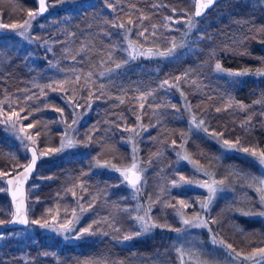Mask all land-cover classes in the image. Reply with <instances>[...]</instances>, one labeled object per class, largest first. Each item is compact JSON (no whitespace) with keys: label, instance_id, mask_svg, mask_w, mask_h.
I'll return each mask as SVG.
<instances>
[{"label":"trees","instance_id":"obj_1","mask_svg":"<svg viewBox=\"0 0 264 264\" xmlns=\"http://www.w3.org/2000/svg\"><path fill=\"white\" fill-rule=\"evenodd\" d=\"M106 2L112 5V10H105ZM191 7L192 0H95L70 13L68 20L60 21L59 13L53 16L59 26L48 29L46 34L50 35L51 30L54 32L52 50L58 54L65 52L67 58L75 57L71 62L64 58L66 61L61 63L67 62L72 76L77 73L81 77L75 82L82 95L77 101L84 105L92 89L97 101L90 105L86 121L79 125L80 131L75 137L77 149L67 154L50 153L37 160L26 184V206L31 220L48 219L54 212L65 217L79 196L80 203L87 208L81 226L92 225L101 237L60 243L58 238L46 233L15 234L28 224L23 227L5 225L11 204L4 178L0 180V186H3L0 187V221L4 222L0 224V233L4 234L0 243V264H181L178 252L182 242L175 230L157 227L134 236L127 244L119 243V236L138 231L130 218L129 188L106 169L95 168L92 162L129 163L130 148L121 142L122 130L117 131V124L124 121L128 126L134 125L128 108L130 104L136 106L135 94L148 88L156 89L157 97L147 96L143 104L141 114L150 127L145 134L148 140L140 142L139 153L142 159L151 154L156 158L160 155L155 166L157 169H168L173 154L167 149L159 152L155 146L161 147L170 140L178 143L180 135L187 131L185 122L176 117L180 116V110L185 112L175 97L180 94L187 106L203 117L205 127L210 131L220 133L230 141L239 140L247 147L264 149V75L247 76L240 83L228 82L222 76L205 75L207 80L198 88L181 81L179 91L172 88L175 96L169 100H165L163 91L156 86L163 79L175 80L189 72L190 75L202 70L209 73L213 61L229 70L254 73L257 69H264V0L216 2L201 17H195L199 25L210 18L207 28L201 29L204 51L193 52L176 61L147 55L127 58L119 32L113 31L112 23H127L131 27V37L139 43L142 37L137 33L142 29H147L146 34L152 25L160 24L173 10L189 11ZM36 8L37 0H0V21L19 23ZM154 42L158 39L154 38ZM116 64L122 67L115 68ZM104 67H114V72L100 76ZM153 67L155 71H147ZM42 70L39 60L33 65L28 64L22 53H13V50L0 61V94L17 96L12 104L3 103L0 107L4 112L10 111L9 105L17 112L24 109L20 115L22 118L28 116V119H23L22 123L24 126L34 123L32 132L40 133L35 144L38 151L58 149L62 135L61 129L55 125L56 113L49 115V109L68 111L60 98L52 90L48 92L42 82L43 79L57 78L56 74ZM70 74H65L62 81L70 80ZM88 81L93 85L88 86ZM42 89L47 94H43ZM29 96L33 99L28 100ZM218 107L221 108L219 112L216 111ZM116 115H120L117 121ZM89 136L92 138L90 142ZM186 139L188 154L197 159H203L204 155V160L212 162L213 172L227 177L229 187L234 189L236 181L244 179L248 181L243 186L247 196L251 197L256 191L254 178L260 179L263 175L257 162L235 151L220 152L215 142L198 133L190 132ZM14 145L11 136L0 128V171L12 174L21 168L18 166L29 161L27 149L24 153ZM176 196L175 192H170L168 199ZM225 219L229 223L231 242L246 247L257 243L252 239L264 240V217L231 212L225 215Z\"/></svg>","mask_w":264,"mask_h":264},{"label":"rangeland","instance_id":"obj_2","mask_svg":"<svg viewBox=\"0 0 264 264\" xmlns=\"http://www.w3.org/2000/svg\"><path fill=\"white\" fill-rule=\"evenodd\" d=\"M95 0H60L58 2H52L49 0H46V6L47 11L44 13L38 15L35 17V19H32L31 21V27L27 32V37L24 38L16 34V31L11 29H0V61L4 60L6 58L7 52L10 50H13V53H22L24 56V60L27 61L28 64L33 65V63L40 61L41 65H43L42 71H50L53 74H56L57 78L51 79H43L42 82H44V85L46 88H48V92L52 90V88L47 87L48 85H53V87H56L57 90L52 92L56 94L61 102L64 103V105L67 107L68 111L65 113L64 111L57 112L54 109H49V115L55 114V125L58 126L61 129V137L60 142L58 143L60 148L61 141L64 138L65 133L67 132V136L74 139L77 142V139L75 138L76 135L79 133V125L86 121L88 110L90 109V105H93L96 103V95H93V91L91 93V98H89V94L86 96V103L84 105H80L77 100L82 97L81 94H79L80 89L78 90L75 83V77L78 76L77 73H75L73 76L69 73V66L67 65V62L61 63V61H66L64 58L68 60V62H71L73 58L71 57H65V52H62V54H58L55 50H52L53 47V35L54 32L51 30L50 35H47V30L51 29L53 27H58L59 23L56 22L57 18L53 17L57 13L60 14V21L68 20V16L73 11L78 10L82 6H88L92 4ZM105 10L110 11L113 9L112 5L108 2L104 4ZM194 8H195V0H192V7L189 11H184L183 9L180 10H173L172 13L166 15L162 22L160 24H154L150 27L149 31L145 34L147 39L142 37V42H135V40L131 37V27L127 23H123L125 25V28H120L117 25L122 24L121 22L112 23L115 30L118 31L119 36L121 37V44L122 49L125 52L127 58L129 57V51L128 49V41L131 40L138 46L142 47L143 49L147 48H153L159 49L160 51H164L165 49L169 48L171 46V41L175 39V42L178 45H183V47H178L176 52L172 56L168 57H161L157 56L161 59H165L167 61H176L180 58L186 57L188 55H192L193 52L196 54L198 52L202 53L205 48H203V44L201 45V39L203 37V33L201 32V29H204L205 27L209 25L210 21H208L210 18H206L204 21L201 22L199 25L197 22V18L194 17ZM39 10V0H37V8L35 12ZM63 11V12H62ZM64 11H68L69 14L65 13ZM207 11V10H206ZM34 12V11H33ZM194 17V27H189L188 20L189 18ZM170 18V19H169ZM29 19L28 15L23 19V21L16 23L21 24L25 20ZM0 23H2L0 21ZM7 25H11L14 23H3ZM46 30V31H45ZM130 30V31H129ZM141 31H144L142 29ZM153 33H155L153 35ZM157 38L158 42L153 43V39ZM64 54V55H63ZM141 57V56H137ZM218 61L211 62V68L209 73L205 70L200 71L196 75H190V72L183 76H177L181 77V80L177 83L176 78L175 80L172 79H163L157 83L158 89H161L164 93V96L166 97L165 100H169L171 97L175 96V93L173 92L172 88L177 89L179 91V83L181 81L188 82L191 85H194V87L198 88L201 87L205 83L207 79L205 78V75H211V76H222L224 77L228 82H234V83H240L245 77L247 76H254L256 75L255 72L251 73L249 75L244 76H229L227 75V71H238L233 69H226L224 72H218L215 69V64ZM114 69V67H112ZM112 68L104 67L100 72V76L108 75L110 73H113L114 70ZM116 68V67H115ZM147 71H155V67L153 68H147ZM71 72V71H70ZM193 73V72H192ZM65 74H70L71 79L69 81H73V83L66 84L64 87L66 90H60L56 82H60L63 80V77ZM210 77V76H209ZM167 80L169 81V85H176V86H169L164 85L161 86L163 82ZM89 82V81H88ZM227 82V83H228ZM93 83L89 82L88 86H92ZM145 90V89H144ZM136 93L134 98L138 101L136 106H132L130 104L129 113L133 117L135 123L132 126L126 125L124 121L118 122L117 124V131L122 130V136H121V142L125 144L130 149V160L128 164L125 165H116L108 161H99V165L97 164V161L92 162L95 168H103L106 169L110 174L117 177L118 181L125 182L123 179V176L120 172L115 171L113 166L115 168L124 169L130 166L133 160V156L135 155L137 163L141 169H143L142 172V180L137 185L136 189L132 188L129 184L128 185V192L129 197L132 201V204L130 205V218L132 219V223L135 227L138 228V231H140V226L138 222L133 219L136 215H143L144 210L147 209L150 204V197L153 200H156L159 198V203H156L151 206V213L150 215L152 218L161 225L167 224L169 227H159L161 230L172 229L173 231H177L178 237L180 239V242L183 244V248H181L180 243V249H179V261L182 264H196V261L199 260L201 264H252L251 261L243 260V255L249 254L253 252V250L258 248H264V240L260 239H252L254 245L251 246H239L235 244L234 242H231L229 239V223L225 219V215L231 212L233 213H249L250 216H260L258 213L261 211H264V206L260 204V193L255 191L252 192L253 194L251 197L255 195L254 198H251L247 196V193L244 192L243 186L246 185L248 181H236L234 189L229 187V180H227V177H223L224 175H219L216 172L212 171V162L208 160H204V155L202 156L203 159L199 158H192V161H197L199 166H201L203 169H206L209 173L213 174V177H210L208 175H205L204 171H201L198 169L196 165L191 163L189 160L181 159L180 156L177 154L180 153L183 155L184 151L186 150L185 141L187 140L186 137L189 135L190 132L201 134V136H204L205 138L212 140L217 145V148L222 151H229L233 152L235 151L237 154L245 155L249 158H251L253 161L257 162L260 169L263 172V175L260 177V179H264V165H261L254 157L242 152V151H236V150H229L225 148L221 142L220 139L214 137L213 135H210L212 131L209 130L208 133L204 131H200V129L194 127L191 123V118L194 115L197 120H204L203 117L198 116L199 114L197 112H193L192 109L189 110V107L184 102L183 96L181 94L179 96H175L179 99L181 102L180 107L185 109V112H181L180 110V116L177 115L176 117L179 119H182L187 127V131L182 133L180 135V141L175 145H173V141L170 140V142L158 146L159 152L163 149H167L173 154V160L168 165V169H165V167H162V169H157L155 166H157L156 162L159 161V157L156 158V156H148L147 159H142L141 155L139 153L140 149V142L147 141L148 138L145 135L149 131V124L147 122H144L143 115L141 114L143 108L140 107V104H144V100L139 99V97L142 94H149L148 97H157L154 88H148L145 91ZM43 94H47L46 90L43 91ZM146 96V98H147ZM17 96L16 94H0V105L3 103H11L16 100ZM74 102V103H73ZM75 105H80V107H76ZM179 109V108H177ZM247 109V108H246ZM8 113V112H5ZM21 116V115H20ZM116 121L119 119L120 115H116ZM139 117V119H137ZM22 117L20 120V125L24 124L22 123ZM73 120H76L77 122L73 124ZM178 120V119H177ZM67 125H71V128H68ZM206 124H204L205 127ZM0 128L2 131L9 136H11L14 146L17 147L19 151L26 152V149L28 146L32 145L36 147V145H33L28 140L21 141L20 139H17L16 134L13 133L8 129V127L4 124H0ZM34 128V127H33ZM33 128L27 129L28 134L34 135L32 132ZM131 129H135V131H131ZM146 129V130H145ZM20 136H24L25 133H19ZM37 138V137H36ZM224 139V138H223ZM37 142V140H36ZM235 142V141H233ZM240 143V142H239ZM183 145V147H181ZM240 146L247 147L246 145H243V143H240ZM78 148V145L74 147H65L61 151H57L56 154H67L72 150H75ZM135 149V152L133 151ZM217 149V150H218ZM187 151V150H186ZM87 151L83 152L86 154ZM158 152V153H159ZM188 153V152H187ZM156 154V152H155ZM157 155V154H156ZM105 162H108L107 166L105 165ZM184 168L181 170V168ZM180 176H184L188 180H192L194 182H202L205 180H210L212 178L219 180H224L225 185L223 187V190L217 191L215 194L211 204L207 209L202 208L200 202L204 201L208 196V191L206 188L199 187L197 183L192 184H183L180 187H172L171 182L173 180H178ZM5 178V177H4ZM4 178H0V180H4ZM246 179V178H245ZM251 180V179H250ZM252 182V181H251ZM3 188V186H0ZM240 188V189H237ZM170 192H175L177 194L176 197H170V200L168 199V195ZM235 194H230V193ZM28 200V197H26V202ZM178 200H184L186 201L190 206L188 208H185L183 211L185 213V217L191 219L194 215L199 214L201 217V220L206 221V226H190L185 225L183 223L182 218L177 215L176 210L173 207H165V202H170L171 204H176ZM72 209L70 211V214L65 217H59L60 215L56 212L53 213L48 220L51 222L52 217H57V223H62L67 219H73L72 212L73 209L76 210V214L79 217L78 220L74 223L72 226V230L69 232H57L49 228H42L39 225H33L29 223L25 228H22L21 230H18L15 234H18L19 236H25L26 233L29 235H34L36 232L40 233H46L49 235V237H55L58 238L60 243H77L84 240H90L92 238H99L100 235H97V231L92 229L91 233L80 235V230L82 228H87L85 226H81V220L82 218L87 214V208L86 206L82 205L79 201V196L76 197L74 204L72 205ZM81 206L85 209V211H81ZM11 208V207H10ZM9 208V209H10ZM139 209V211H137ZM28 210V208H27ZM9 214L7 217V220L12 216L11 209L9 210ZM28 219L29 218L28 215ZM213 221H216L213 223ZM200 229V231H199ZM144 233V232H143ZM128 235V234H124ZM124 236H119L118 241L120 244H127L131 240H124ZM4 234L0 233V243L3 240ZM213 237L217 241L223 240L227 244H231L233 246V249L235 251L240 252L242 254L241 258H236L226 247L220 245L219 243L213 242ZM192 238V240L190 239ZM194 239H200L198 240L199 243L197 244V241ZM182 250V253L181 251ZM189 254V255H188ZM181 259V260H180ZM75 264H80V262H77ZM260 264H264V262H260Z\"/></svg>","mask_w":264,"mask_h":264},{"label":"snow or ice","instance_id":"obj_3","mask_svg":"<svg viewBox=\"0 0 264 264\" xmlns=\"http://www.w3.org/2000/svg\"><path fill=\"white\" fill-rule=\"evenodd\" d=\"M214 2H215V0H195L194 17L201 16L203 11L205 9L209 8ZM45 11H47L46 0H39V10L37 12L29 11L28 12L29 19L25 20L21 24L14 23L11 25H7V24L0 23V29H11V30L16 31L17 35L24 37V38H28L27 32L31 27L32 19H35L36 16L44 13ZM194 17L189 18V20H188L189 27H194V22H193ZM128 23L131 24L132 21L129 20ZM117 26L120 28H125L124 24H120ZM153 27L155 28V25H153ZM146 31H147V29H145L144 31H140L137 33V35L147 39V37L145 36ZM154 34L155 33H153V35ZM170 43H171V46L169 48L165 49L164 51H160L158 48L155 50L153 48L143 49L142 47L138 46L137 44H135L134 42L129 40L127 50L129 51L130 59H136L138 55L139 56H145V55H147V56H161V57L172 56L176 52L178 47H183V45H178L175 42V39H173ZM73 59H75V57H73ZM109 59H111V55L109 56ZM120 67H122L121 64H116V68H120ZM215 69L218 72L226 71L221 66V64L219 62H217L215 64ZM249 74H251L249 70L227 71V75H229V76H244V75H249ZM255 74L256 75H264V69H257ZM88 75L90 77L91 73H89ZM80 79H81L80 76H76L75 82H79ZM180 80H181V77H176L177 83ZM56 83H57L59 89L63 91V90H66L64 86L66 84L73 83V81L65 80V81H60V82H56ZM164 85H169V81L165 80L161 86L163 87ZM169 86H176V85H169ZM47 87L52 88L53 91L57 90V88L53 87V85H48ZM41 91L43 93V89ZM149 94H142L139 97V99L144 100V99H146V96ZM89 98H91V93L89 94ZM27 99L31 100V99H33V97L29 96V97H27ZM121 102H123V101H121ZM75 106L80 107V105H75ZM140 107L141 108L144 107L143 103L140 104ZM188 107L190 110L191 106L189 105ZM240 107L243 108L244 106L240 105ZM9 108H10V111L8 113H5L3 108L0 107V124L6 125L10 131H12L13 133L16 134L17 139H20L21 141L26 139V140L30 141L33 145H35L36 144V137H38L40 135L39 131H37L34 135L27 133V129H31L35 126L34 123H29L27 126L20 125V123H19L21 120L20 112H23L24 109L21 108L20 112H17L14 109H11V105H9ZM55 110L57 112H61V113L63 112V109H60V108H57ZM216 111L217 112L221 111V108H219V107L216 108ZM22 119H28V116H24ZM137 119H139V117H137ZM76 122H77L76 120H73L72 123L75 124ZM191 123L194 127L198 128V129H202L206 133L209 132V129L207 127H204L205 121L202 119L197 120L194 115L191 118ZM67 127L71 128L72 126L67 125ZM131 131H135V129H131ZM19 133H25V135L20 136ZM209 134L220 139L225 148H227L229 150L242 151V152L254 157L261 165H264V149H258L256 147H242V146H240L239 140L233 142V141H230L228 139H223L222 134H220V133L211 132ZM91 139H92L91 136H89L88 137L89 142L91 141ZM172 143H173V145L176 144L175 141H173ZM75 145H76V141L74 139L68 137L67 132H66L64 135V138L61 141V146L58 149L48 148L45 151H38V149L35 147L30 149L31 159H30L29 163L27 165L18 166V167H22L23 170L16 172V174L14 176H11L6 181L7 184L9 185L8 190L11 192L12 202L15 206V210L12 213L13 219L10 222H18V223L25 224V225L31 223L33 225H39L42 228H49V229H52V230L57 231V232H69L72 230V226L74 225L76 220H78V218H79L76 214L75 209H73V212H72L73 219H67L62 223H57V217L56 216L52 217L51 222L48 219H44V218L29 220L28 219V210L26 208V195H25L24 184L29 179L31 173L35 170L37 160L40 157L49 155L50 153L61 151L65 147H69V148L74 147ZM181 147H183V145H181ZM133 151L135 152V149ZM177 155L180 156L181 159L189 160L191 163L196 165L199 170L204 171L205 175L213 177V174L209 173L206 169H203L201 166H199L197 161H192L191 156L187 153L186 150L184 151L183 155H181L180 153H178ZM97 164L99 165V161H97ZM107 164H108V162H105V165H103V166H107ZM113 168L115 171H118L121 173L124 181L127 184H129L132 188L139 191V189L137 188V185L142 180L143 169H141L139 167L135 155L133 156L132 163L127 168L119 169V168H115L114 166H113ZM9 176H10L9 172L0 171V178L9 177ZM192 183H197V185L199 187L207 189V191H208L207 198L204 201L200 202L201 207L205 208V209H207L209 207V205L211 204V202H212L215 194L217 193V191L223 190V187L225 185L224 180L217 181L216 179L212 178L210 180H205L202 182H194L192 180L186 179L184 176H180L178 180H173L171 182V186L175 188V187H180L183 184H192ZM254 183L257 185L256 191L260 193V204L262 206H264V179L254 178ZM81 188H83V185H81ZM72 194H73V196L76 195V193L74 191L72 192ZM149 199L151 201V204L147 209L144 210V214L143 215L138 214L135 217H133V219H135L138 222V224L140 226V231L125 235L123 237L124 240H130V239L134 238V236L141 235L143 232L151 231L153 228H157V227L167 228V227H169L167 224H164V225L158 224L150 215L151 206L156 204V203H159L160 202L159 198H157L156 200H153L150 197ZM91 206L92 205L89 204V207H91ZM164 206L165 207H173L176 210L177 215H179L182 218L183 223L185 225L197 226V227L206 226L207 222L201 220V217L199 216V214L194 215L191 219L185 217V213L183 210L185 208H188L190 205L184 200H178L176 202V204H171L170 202H165ZM80 210L85 211L83 206H81ZM137 211H139V209H137ZM248 214L249 213H245V215H248ZM258 214L261 216H264V211H261ZM215 222L216 221H213V223H215ZM2 223H4V222L0 221V224H2ZM91 230H92V225H89L87 228H82L80 230V235L89 234V233H91ZM213 242L219 243L220 245L226 247L236 258H241L242 254L240 252L235 251V249H233V246L231 244H227L223 240L217 241L215 239V237H213ZM180 251L182 253V250H180ZM182 255H183V253H182ZM242 258H243V260L251 261L252 264H260V262H264V248L255 249V250H253V252L246 254V255H243ZM182 264H183V260H182ZM196 264H201V262L199 260H197Z\"/></svg>","mask_w":264,"mask_h":264},{"label":"water","instance_id":"obj_4","mask_svg":"<svg viewBox=\"0 0 264 264\" xmlns=\"http://www.w3.org/2000/svg\"><path fill=\"white\" fill-rule=\"evenodd\" d=\"M219 0H215V2L209 7V8H207V9H205L204 11H203V13H202V15L206 12V10H209L216 2H218ZM194 13H195V8H194ZM201 15V16H202ZM201 16H199V17H201ZM34 146H32V145H30V146H28L27 147V151H28V154H29V161H30V159H31V151H30V149L31 148H33ZM29 161L25 164V165H27L28 163H29ZM23 170V168L21 167V168H19L17 171H15V172H13L12 174H10V176L9 177H5L6 179H5V184H6V189H7V195H8V197H9V200H10V204H11V208L10 209H12V213H13V211L15 210V206H14V204H13V202H12V198H11V192L8 190L9 189V185L7 184V179L8 178H10L11 176H14L15 174H16V172H18V171H22ZM34 172V171H33ZM33 172L31 173V175L33 174ZM31 175H30V177H31ZM29 177V178H30ZM29 181V179L25 182V184H24V188H25V195H26V184H27V182ZM26 208H27V206H26ZM12 219H13V217L11 216L8 220H7V222L5 223V225L7 226V227H23V226H26L25 224H21V223H18V222H10V221H12Z\"/></svg>","mask_w":264,"mask_h":264}]
</instances>
